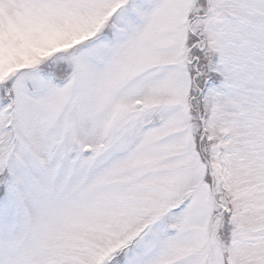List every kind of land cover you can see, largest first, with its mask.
Listing matches in <instances>:
<instances>
[{
    "label": "rangeland",
    "instance_id": "374dc122",
    "mask_svg": "<svg viewBox=\"0 0 264 264\" xmlns=\"http://www.w3.org/2000/svg\"><path fill=\"white\" fill-rule=\"evenodd\" d=\"M120 260L264 264V0H0V264Z\"/></svg>",
    "mask_w": 264,
    "mask_h": 264
},
{
    "label": "trees",
    "instance_id": "16d2710c",
    "mask_svg": "<svg viewBox=\"0 0 264 264\" xmlns=\"http://www.w3.org/2000/svg\"><path fill=\"white\" fill-rule=\"evenodd\" d=\"M196 36H197V35H196ZM195 54H197V51H195ZM214 75H215V74H214ZM214 75H212V76L214 77ZM212 76H211V77H212ZM211 77H210V78H211ZM216 77H218V78H217L218 83H219L220 80L222 81V77H220L219 75L216 76ZM208 177H209V176H208ZM210 179H211V177H210ZM218 211H219V208L217 207V209H216V208L214 209V211L212 212V214H215V213L217 214ZM222 212H223V213L221 214V217H220V218L223 217L224 222H226L225 217L227 216V214H226L225 210H223ZM125 250L127 251V249H124V251H125ZM121 254H122V253H120V256H121ZM119 263L122 264L121 260L119 261Z\"/></svg>",
    "mask_w": 264,
    "mask_h": 264
}]
</instances>
